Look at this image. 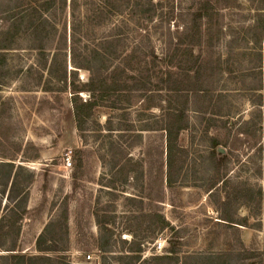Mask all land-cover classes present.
<instances>
[{
    "label": "rangeland",
    "instance_id": "rangeland-1",
    "mask_svg": "<svg viewBox=\"0 0 264 264\" xmlns=\"http://www.w3.org/2000/svg\"><path fill=\"white\" fill-rule=\"evenodd\" d=\"M120 1L0 0V99L8 102L0 160L34 175L14 251L25 259L0 250V264H155L171 242L164 264H205L207 255L264 264V0H211L193 57L165 63L151 54L172 51L171 36L199 0ZM192 58L203 86L186 90L182 152L168 172L162 127L174 93L164 74L191 89ZM105 75L122 89L105 95L79 129L71 93L86 99L82 87ZM228 198L227 213L246 222L237 225L243 246L221 219ZM64 207L57 250L38 251L37 236ZM156 214L169 228H159ZM99 221L109 252L99 250Z\"/></svg>",
    "mask_w": 264,
    "mask_h": 264
},
{
    "label": "trees",
    "instance_id": "trees-1",
    "mask_svg": "<svg viewBox=\"0 0 264 264\" xmlns=\"http://www.w3.org/2000/svg\"><path fill=\"white\" fill-rule=\"evenodd\" d=\"M66 0H60V3L64 5ZM117 0H108L107 4L110 7H115ZM121 3L129 4L130 0H121ZM139 2V1H138ZM150 1L146 4L148 5ZM48 6V2L44 3ZM121 10V8L119 7ZM211 0H199L196 5L189 11L187 20L185 21L182 28L177 29L175 36H171V42L175 41L172 51L168 52L165 56L158 57L154 53L151 55V62L155 63L161 61L165 63V60L169 62L170 58L173 56L178 58V60H184V58L193 57L194 48L202 44L204 39V26L205 22L209 19L211 15ZM5 47H0V50ZM134 52L130 51L127 58H132ZM173 55V56H172ZM198 58H192L191 65L187 68L185 75L187 79L192 76V72L196 78V85L190 89L186 85V89L182 88V81H171V74L165 73L166 77L164 80L168 83V88L171 90L170 97L167 99V104L165 106L164 114V124L162 130L165 134V149H166V169L168 172L171 171L175 157L180 155L182 149L178 145L179 134L187 126L186 121V107L188 103V95L186 90H191L194 92L201 91L203 82L200 81V63L197 61ZM198 63V64H197ZM109 75L102 76L98 79L97 84L92 86V84L83 86L82 90L87 91V98L82 99L78 94V91H74L70 96V103L72 108V114L76 125L80 129L83 123L89 118L96 106L102 104L105 95L110 93V91H116L117 89H122V84H118L117 80ZM184 78V77H183ZM194 78V79H195ZM172 83V86H169ZM175 84V85H174ZM199 84V85H198ZM8 102L6 100L0 99V126L3 118V113L6 112ZM0 134V138H1ZM2 138H4L2 136ZM33 173L28 171L23 165L15 163L13 158H7L5 160H0V250L6 251L4 259L22 260L24 261L25 255H19L14 253L16 250V240L18 233L20 231V223L22 222L25 214L27 213V202H28V189L33 180ZM75 176V174L73 175ZM166 182L171 183V176L168 174L166 177ZM259 193V192H258ZM229 197V196H228ZM236 198V197H235ZM223 207L227 209L230 200L228 198L221 201ZM156 222L160 229L169 228V223L160 214H156ZM227 227L234 230L235 240L238 241L240 246L243 243L239 236V229L237 225H245L246 222H238L233 218L231 213H224L221 218ZM66 222H67V207L60 212L57 219L47 223L41 233L36 238V249L40 252L47 253L57 250L56 242L61 240L58 236H63L66 233ZM99 223L102 225V233L99 235L98 246L99 250L102 252H109V243L105 235L106 227L104 222ZM56 233V235H53ZM110 236V235H109ZM174 243H170V247L165 251L163 255L154 256L155 264H164V261H170L173 259L174 255ZM135 260L139 256L134 255ZM215 256L207 255L204 257L205 264H230L225 261H216ZM178 260V258L174 257ZM230 262V261H229Z\"/></svg>",
    "mask_w": 264,
    "mask_h": 264
},
{
    "label": "built area",
    "instance_id": "built-area-1",
    "mask_svg": "<svg viewBox=\"0 0 264 264\" xmlns=\"http://www.w3.org/2000/svg\"><path fill=\"white\" fill-rule=\"evenodd\" d=\"M63 165L66 169H68L71 165V161H70V157H67L64 162ZM163 245L161 243H158L156 248L160 251L162 249ZM85 258L87 259V261H92L93 260V254L92 253H88Z\"/></svg>",
    "mask_w": 264,
    "mask_h": 264
}]
</instances>
